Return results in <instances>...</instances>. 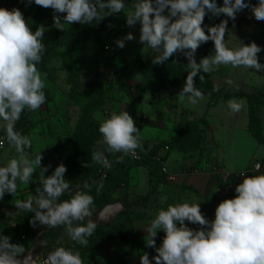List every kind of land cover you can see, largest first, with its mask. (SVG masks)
<instances>
[{"label":"clouds","instance_id":"1","mask_svg":"<svg viewBox=\"0 0 264 264\" xmlns=\"http://www.w3.org/2000/svg\"><path fill=\"white\" fill-rule=\"evenodd\" d=\"M34 3L51 8L55 13H65L64 23L59 15L53 16L54 26L61 30L65 24L98 23L126 8L124 0H34ZM249 7L257 21H264V0L251 6L245 0H223V6H218L215 0H133L125 17L129 27L140 23V42L157 53L154 64L164 63L177 52L186 56L191 72L177 96L180 102L187 99L195 106L204 99V94L194 84L198 73H212L220 65L256 71L264 68L258 62L257 54L261 48L255 42L242 43L235 49L226 45L227 20L209 27L207 32L210 34H206L203 27L205 15L209 12L213 16L224 14L235 20L238 12ZM44 29L40 26L33 32L19 9L0 7V124L6 132L8 145L17 154L0 166V200L5 193L15 196L18 183L29 185L39 170L40 186L35 189L36 194L27 200H15L14 205L21 213H34L30 221L33 227L38 221L48 228H64L73 242L86 247L88 238L97 228V223L91 219L95 211L94 197L89 193L95 185L99 195L104 188L103 182H84L83 190L77 185L70 199L61 201L60 197L71 191L70 182L64 178L67 168L60 164L46 177L44 173L48 168L41 167V152L34 159L30 158L26 149L32 147L31 138L15 130V124L25 110L34 112L46 103V74L37 68L45 51L42 43ZM133 39L128 33L116 43L123 48L126 40ZM209 40L214 42V54L197 63L195 53L198 47ZM203 79L204 76L200 75V80ZM226 83L232 84L233 81L227 80ZM227 107L236 113L242 109L243 103L231 99ZM98 130L102 139L97 143L106 146L105 150L110 154H122L117 157V162H122L126 155L134 156L136 149L141 147L140 130L127 111H113L101 120ZM92 160L104 168L112 166L105 151L93 149ZM256 167L259 169L260 165ZM240 175L244 179L235 188L237 195L219 203L211 222L196 203L170 204L166 210H158L146 229L148 238L145 241L147 247L155 248L157 252L153 257L155 264H264V174L246 176L242 172ZM98 218L105 220L106 216L101 213ZM186 220L199 224L201 228L190 229L185 225ZM160 230L165 236L156 248L155 237ZM62 240L61 235L57 245H61ZM40 243L47 246L45 240ZM26 251L23 245L11 243L9 236L0 235V264H37V257L34 259L31 252L25 256ZM39 264L84 262L79 251L57 246ZM140 264H151L147 253L140 257Z\"/></svg>","mask_w":264,"mask_h":264},{"label":"rangeland","instance_id":"2","mask_svg":"<svg viewBox=\"0 0 264 264\" xmlns=\"http://www.w3.org/2000/svg\"><path fill=\"white\" fill-rule=\"evenodd\" d=\"M26 1L27 0H17L16 4L27 14H34L37 8H35L33 2H28V4ZM11 2L12 0H0V7L7 8ZM215 2L218 6H223V0H215ZM124 3L126 8L122 13L106 16L104 18V28L95 36L83 41L76 48L80 55L78 67L82 87L94 89L99 93L100 100L93 111L94 118L99 122L110 116L113 111L117 113L122 111L128 112L127 104L130 101V97L121 87L120 77L129 85L143 83L148 76L140 67L137 55L143 54L151 61H153L154 57L157 55V53L147 45L140 42L141 25L139 22L133 27L127 26L125 16L133 0H124ZM245 3L250 6L256 5L258 0H245ZM105 11H107V9H105ZM215 18L216 16H213L210 12L207 13L203 21V27L205 29L211 27ZM223 20L228 21L227 32L225 34L226 45L231 49H235L242 46V43L248 45L255 42L261 48V51L257 54L258 62L264 65V21H257L255 19L251 7L238 12L235 20L225 18L218 21V24ZM61 23H64L63 18H61ZM40 26L45 28L42 43L47 38L49 32L61 30L54 26L53 16L46 19ZM68 26L70 25L65 24L64 29ZM128 33H131L134 39L131 41L126 40L123 48L118 47L116 41L122 39ZM59 48L63 49V47ZM65 48L68 49L67 47ZM205 48L206 43H202L195 53V58L201 56L204 58L213 55L209 53L205 54ZM174 55L177 61L187 60L186 56L181 52H177ZM106 57L109 58L110 64L115 71L109 69L105 61ZM69 62L70 58L57 55L45 62L43 69L37 66L42 74H46L45 85L51 89L55 101L46 103L35 111L31 117L32 124H30L24 135L29 136L32 140V147L26 149L29 157L34 159L35 155L41 152L43 157L41 167L48 168V171L44 173L46 177L50 176L55 168L62 164L64 159L76 155L75 147L70 141L69 136L75 130L82 109L87 102V98L85 97L72 99L67 94L73 84V76L71 74ZM165 63H169V59L162 64H156V66L163 67ZM186 68H188V70L190 69L189 67ZM149 73L154 78H159V70H152L149 71ZM200 74L206 79L219 80L223 86L231 90L257 92L264 89V68H261L260 71H256L255 69L244 67L233 68L230 65H220L217 70L212 73L201 72ZM186 79V74L180 75L179 77L167 75L165 76L164 84L151 86L142 93L139 100L140 104L138 103L139 105L133 106L131 111L128 112L136 123L137 129L140 130L139 135H145L144 131H146L150 133L153 132L155 136L156 132L163 130V127H160L161 123L164 124L163 122H168L170 120H173L172 122L182 120V125L188 119H204L206 121L205 123H201V127L203 131L205 130L206 148L209 152L208 154L215 160L219 159L221 164L227 165L230 163V165L238 169L247 167L250 164L252 166L255 162H262V160H264V145L260 144L248 129V103L246 98H234L238 102L243 103V107L239 112L227 113L226 104L229 100H220V104L209 111L208 108L213 107L210 104V92L199 89L204 94V99L200 100L197 105H192L197 111L195 114V111L192 113V111L184 108V106L191 105L188 100L185 99L183 102H180L177 96L184 87ZM227 80H232L233 83L228 84L226 83ZM194 84L197 87V84ZM131 91L134 94L137 93L134 88L131 89ZM207 111L209 112L207 113ZM258 116L262 118L261 121L264 128V106L259 108ZM207 122H209L210 126H207ZM0 127H3V125L0 124ZM145 136L149 139L145 140L143 143L145 147L140 148H147V146L151 144L169 141L174 137L168 139L158 135L153 139L148 134ZM101 139L102 137L99 138L98 141ZM98 145L100 150L105 151L106 154V146ZM173 154L178 153L174 152ZM16 155L15 149L7 145L4 149L0 150V166L5 165L8 160ZM80 161L84 166L92 165V162L83 157ZM129 163L131 164V168L132 166L143 164L142 161L136 160H132V162ZM38 175L39 170H37V173H34L33 182L29 185L18 183L16 195L13 196L11 194V198L8 201L4 200L7 205L0 208V235L9 236L11 243L23 245L25 249L30 245V240H25V243L19 242V238H17L18 236L11 226V216L8 215L10 209L9 204L14 203L15 200L18 199L27 200L30 195H35V189L40 186ZM140 183L142 184L141 180ZM141 187L142 185L139 186V188ZM0 203L2 202L0 201ZM12 210L17 214H21L16 206ZM152 213L155 214L154 212ZM152 213L151 215H153ZM130 214L132 215V219L133 212L131 211ZM118 217V220H126L124 213H120ZM144 219L145 218H141L139 222H142ZM144 221L145 222L141 223V225H146L148 223V221ZM94 222H97V219L94 218ZM139 222L136 223L138 227H140ZM129 225L133 233H136L132 227V222H130ZM148 226L149 225H146L142 228L147 229ZM200 228L201 226H195V230H199ZM164 236L165 233L163 230L158 231L155 237L156 248L161 245ZM138 238L140 240L138 251H135L128 257L126 264H140V257L144 253L148 254L151 264H155L153 257L157 255V252L155 248L146 246L145 241L148 238L146 231L144 233H139ZM48 239L47 237L46 240ZM64 242L76 244L70 237H66ZM33 246L34 244H32L29 250L26 249L27 251L24 253L25 256L28 255ZM124 246V244L118 241L111 242L103 248L90 253L83 262L84 264H94L91 262L92 258H100L103 261H107V258H110L111 261L109 264H115L114 260L118 254L117 249L123 248ZM74 251H76V248ZM20 258L23 259V256ZM40 260H42L41 251L37 256V264H39Z\"/></svg>","mask_w":264,"mask_h":264},{"label":"trees","instance_id":"3","mask_svg":"<svg viewBox=\"0 0 264 264\" xmlns=\"http://www.w3.org/2000/svg\"><path fill=\"white\" fill-rule=\"evenodd\" d=\"M17 0H12L11 4L7 6L6 9L12 10L13 8L19 9L25 20L27 21L29 27L32 31H35L41 24L44 23L46 19L51 16L59 15L63 18L65 13H55L51 8H43L37 6V9L34 14H27L22 10V8L16 4ZM229 18L224 14L216 16L212 26L218 25V21ZM104 19L96 23L93 21L92 24H80L73 23L70 26L66 27L64 30H57L49 32L47 38L43 42L45 45V51L42 54V59L37 66L41 69L44 68L45 62L51 60L57 55H63L66 58H70V69L73 76V84L69 91L67 92L68 96L73 98H87V102L82 109L80 118L76 124L75 130L70 134L69 139L75 147V156L64 159L62 164L67 168L65 173V180L70 182L71 191H66L61 197L60 200L70 199L71 195L75 192L77 185L81 186L84 182L92 183L103 170H107V177L100 181L103 182L104 188L102 192L97 195L95 191V185H93L92 190L89 194L94 197V207L95 211L91 219L96 216L106 205L114 203L116 201H122L126 209L123 211L126 214V220H118L108 224L97 225V228L94 234L88 238L89 243L85 246H80L78 244L65 243L64 239L69 237L64 228H48L46 226L40 225L37 221L36 226L33 227L30 223L34 213L24 212L23 214H17L13 212L15 205L14 203L9 204V213H13L10 217L11 226L14 229V232L19 238V242H24L25 240H30V245L26 249H30L36 235L39 232H42L40 236V241L45 240L47 246H43L41 250L42 259L45 257L49 251L53 250L57 246H64L66 248H71L73 251L76 248V251L80 252V255L83 259L92 253L95 250L103 248L104 246L110 244L111 242L118 241L119 243L124 244L125 246L117 249L118 254L115 257V264H126L128 257L133 254L135 251H138L140 240L136 233H133L129 223L132 221L129 209V202L125 200V197H119L117 191L124 187V185L129 180L130 174V163L131 159L128 155L124 156L122 162H117V157L122 155L121 153L110 154L106 153V157L111 162V168H104L102 165L95 163L92 160V151L93 149H98V139L101 138L99 133V124L100 122L96 120L93 116V111L98 105L100 97L99 93L94 89L83 88L79 76V67L78 60L80 55L77 46H79L83 41L89 39L90 37L95 36L99 31L104 28ZM205 29V28H204ZM206 34H210L205 29ZM63 47V49L59 48ZM67 47L68 49H66ZM214 54V42L209 40L206 42L205 54ZM196 62H199L202 59L201 57L195 58ZM137 60L142 68L143 72L148 76V78L143 83H135L129 85L126 81L120 77V85L125 90L130 97V101L127 104V109L131 111L132 106L135 105L141 98L142 93L150 88L151 86L162 85L165 82V76L173 75L179 77L180 75L191 72V69L188 70L187 64L188 60L177 61L175 55L169 58V63H165L163 67L156 66L150 59H148L143 54L137 55ZM171 60V61H170ZM106 63L110 70L115 71L111 66L110 60L108 57L105 58ZM159 70V78H154L149 71ZM200 73L194 77V83L197 84L198 88L202 91L210 92V104L216 105L220 100H230L234 98H246L248 103V129L251 131L256 140L264 145V128L260 117L258 116L259 108L264 106V89L257 92H250L245 90H231L226 86L219 85L216 81L212 79L200 80ZM136 89L137 93L134 94L131 89ZM218 88V91L214 89ZM46 94V103L54 102L55 97L50 88L45 87L44 89ZM45 103V104H46ZM34 112H29L25 110L20 119L15 124V130L22 133L27 132L28 127L32 124L31 117ZM204 119H188L186 120L174 135V137L169 141L159 142L152 145L151 154L154 155L162 146L169 145V151L173 149L181 150L185 153L193 154L198 151L203 150L202 141H203V128L201 123H205ZM5 131L4 129L2 130ZM85 158L86 160L92 162L90 166H84L81 164L80 159ZM264 159V158H263ZM143 164L148 166L151 170V189L150 192L156 187L157 181L159 178L165 179L166 175L161 169V162L152 157L147 158L142 161ZM264 167V160H262ZM99 183V182H97ZM154 191V190H153ZM147 197V196H146ZM11 198V194L5 193L0 203V208L4 207L5 201H8ZM5 200V201H4ZM4 202V203H3ZM3 205V206H2ZM6 208V207H5ZM15 224V225H13ZM24 235V238L22 236ZM63 236L62 244L57 245V239L60 236ZM47 237L49 238L48 240ZM92 258V257H91ZM110 258H107V261H103L100 258H92V263L94 264H109Z\"/></svg>","mask_w":264,"mask_h":264},{"label":"crops","instance_id":"4","mask_svg":"<svg viewBox=\"0 0 264 264\" xmlns=\"http://www.w3.org/2000/svg\"><path fill=\"white\" fill-rule=\"evenodd\" d=\"M32 2L35 5V8H37L38 5L34 3V0H32ZM26 3H28V0L26 1ZM214 80L219 85L223 86L219 80ZM138 103L139 101L135 105L140 104ZM219 104L220 101L216 105H212L213 107H209L208 110L211 111L212 108L216 107ZM184 108L186 110L192 111V113L193 111H195V114L197 112L192 105L184 106ZM226 110L228 114L231 113V111L227 107V104ZM209 111H207V113ZM128 112H130V110H128ZM172 121L173 120L163 122L164 124L161 123L160 127H163V130L160 132H156L155 136L159 135L163 138H172L175 135L176 131L181 127L182 120H178L176 122ZM207 126H210L209 122H207ZM2 129H4V127H2ZM144 134H148L153 139L155 137L153 132L150 133L144 131ZM145 135H139L141 147H145L143 143L145 142V140L149 139ZM152 145L153 144L148 145L146 149H151ZM202 146V151H198L193 154L185 153L178 149H173L170 152H168V150L166 152V163L170 171L179 174L181 179L178 183H172L166 178H159L156 182L157 185L153 189L154 191L152 190V192H150V189L152 187L150 168L145 164L132 166V168L130 169L128 182L124 185L123 188L117 191L116 194H118L119 197H125V200L129 202V209L133 212V218L131 221L132 227L136 231L137 235H139V233L141 232L144 233L146 231V228L144 229L142 227L150 225V221L155 218L159 209L163 208L166 210L168 205L170 204L175 205L184 202H187L189 204H200V210L205 218L210 222L215 219L216 207L220 202L229 198L228 196L222 195L220 193V181L218 176L212 171V168L216 165H221L231 170H240V168L238 169L237 167L230 165V163H228L227 165L221 164L219 159L215 160L208 154L209 152L206 148L207 146L205 140V130L203 131ZM174 152L178 154H173ZM250 165H248L247 167H249ZM140 180L142 181V184L140 183ZM140 185H142L141 188H139ZM125 209L126 207L121 200L116 201L114 203L106 205L96 216L93 217L92 220L94 222V218L97 219V222H95L97 223V225L108 224L115 219H119V214L123 213ZM152 212H154L155 214H153ZM101 213L105 214V220H99L98 217ZM151 213L153 215H151ZM141 218H145L144 220L148 221V223L146 225H141V223L145 222L144 220L142 222H139ZM138 222L140 227L136 226V223ZM185 225L190 229L193 228V230H195V226H200L199 224L190 223L187 220L185 221Z\"/></svg>","mask_w":264,"mask_h":264},{"label":"built area","instance_id":"5","mask_svg":"<svg viewBox=\"0 0 264 264\" xmlns=\"http://www.w3.org/2000/svg\"><path fill=\"white\" fill-rule=\"evenodd\" d=\"M2 127H0V150L4 149L8 143L6 140V132L2 131ZM152 149L148 148H138L136 149V154L128 155L131 159L136 161H143L147 158L152 157L153 159L161 162V169L163 173L166 175V179L172 183H178L181 179L180 175L171 172L167 163H166V152L169 150V145L163 146L160 150H158L154 155L151 154ZM256 165H260L259 169H257ZM212 171L218 176L219 184H220V193L225 196H229L228 198L232 199L237 194L235 192V188L238 184L242 183L244 176L240 174L242 172L245 173L246 176L252 175H261L264 174V168L262 167V162H255L252 166L250 165L247 168L240 170H231L221 165H216L212 168ZM107 177V170H103L102 173L94 179L95 182H100ZM15 225V224H13ZM24 238V235L22 236Z\"/></svg>","mask_w":264,"mask_h":264},{"label":"water","instance_id":"6","mask_svg":"<svg viewBox=\"0 0 264 264\" xmlns=\"http://www.w3.org/2000/svg\"><path fill=\"white\" fill-rule=\"evenodd\" d=\"M42 232H39L36 237H35V240H34V246L33 248L31 249V254L33 256V258H36L40 251H41V248H42V244L40 243V236H41Z\"/></svg>","mask_w":264,"mask_h":264}]
</instances>
